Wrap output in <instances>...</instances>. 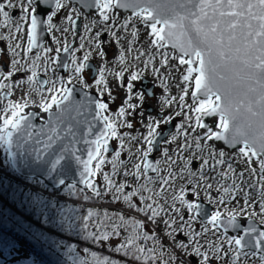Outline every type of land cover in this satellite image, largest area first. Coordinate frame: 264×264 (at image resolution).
I'll use <instances>...</instances> for the list:
<instances>
[{
  "label": "snow or ice",
  "instance_id": "1",
  "mask_svg": "<svg viewBox=\"0 0 264 264\" xmlns=\"http://www.w3.org/2000/svg\"><path fill=\"white\" fill-rule=\"evenodd\" d=\"M188 3H191V0H188ZM92 4L100 10L102 22L114 20L113 9L132 8L135 17L150 29V36L152 37L151 45L160 49L170 43L173 49H179V52L182 53V56L178 58L179 64L188 65L187 74L183 75L182 79L185 83L194 80L192 96L198 99L199 102L192 109V111L198 114L195 117V125L193 126L190 123L192 120L190 116H185V123H188V127L193 132L197 128L206 129V131L203 137L197 136L192 138V142L201 153V171L199 173L192 172L188 168L189 161L180 170L181 178H183V173L187 171L190 178L189 183H194L192 191L197 198L199 197L197 189L203 188L209 199V203L223 205L228 202L225 197H228L230 201L235 200L238 196H242L243 204L239 210H229L226 221L222 218L223 214L220 211L212 212L206 224L202 226V232H195L192 230V222L197 220V217L204 215L203 209L200 203L186 200L183 190H181L179 196L172 194L170 218L164 220L163 223L168 228L176 225V228L166 233V236L173 237L170 245L172 248L186 252L191 247L193 254L202 257L199 264H209V253L201 251L203 245L199 243L198 238L202 236L207 237V234L213 230L218 232L221 226L224 228V233L229 228L241 229V225L237 222V215L243 214L245 209L255 199L246 188L256 189L257 184L260 185L257 195L260 201V211L264 214V0H197L195 11L188 9L183 13L177 10L185 8L183 0H92ZM92 4H88L87 6L90 7ZM141 4H147L151 7H142ZM168 5H173V7L169 10ZM66 6L65 0H0V18H2L0 20V27H7L12 23L15 32L19 33L26 25L28 47L25 51L31 52L33 48L38 46L37 36L38 29L42 23L40 19L41 15L47 17L46 23L48 30L51 32L53 29V17ZM8 9H19L20 16L18 21L14 22L11 20ZM165 11H170V15H163L162 13ZM75 13L76 10L73 9L72 14L67 17L73 24L75 23L73 20ZM128 26V20H125L124 24L120 25L125 30ZM105 27L109 32H112L107 23H105ZM85 29L90 30V25H85ZM67 30L64 29V31ZM11 35L12 33L10 32L9 36ZM96 35L98 37L100 33L97 32ZM112 35L116 36V33L112 32ZM136 35V30L133 29L132 36L135 37ZM8 38L0 35V39ZM83 39L81 37L82 41ZM96 46L99 47V44ZM19 47V44L15 45V48ZM80 47H84L83 42H81ZM45 51L50 52L52 49H45ZM56 51L59 52L60 49L58 48ZM63 51H69L68 46H64ZM129 51H132L131 47H129ZM100 54L104 55L102 51ZM140 55H144V53H140ZM160 55L162 56L161 66H167L169 59L172 57L167 53H160ZM88 59L89 55L83 57L85 62ZM152 59L153 57H149L145 61L146 68L151 64ZM120 62L121 64L124 62L123 53H121ZM72 63L75 65V72L77 73L87 67L86 63L77 64L75 59H73ZM18 64L19 61L13 59L12 65L14 71L23 70V66L16 67ZM221 69L233 75L221 74ZM100 71L101 77L96 81L98 85L104 82V70L101 69ZM152 71L154 74H158L160 69L152 68ZM13 74V71H9L6 75L0 71V77L4 81L9 80ZM193 74H195L194 77ZM116 75L122 77L124 72H118ZM140 75L139 72H133L129 77V83L127 84L129 94L134 88L132 82L140 79ZM33 76H35V72H33ZM28 80L31 81L32 76H29ZM11 87V85L0 83V89H10ZM62 91L64 94L61 97L58 98L56 95H52L50 102H42L40 104L41 109L45 113H50L54 105L59 109V113L56 115L58 123L61 122L64 114L71 110V91L67 88ZM182 92L183 94L178 98L181 109L186 107L185 96L188 94L187 89H182ZM200 96L203 98L199 99ZM139 98L144 100L145 97L144 95H140ZM176 99V97L162 98V107L164 105H171ZM128 100H131V95H129ZM65 102L68 103L62 108L61 106L65 105ZM27 104V101L23 103L9 102L4 108V112L7 113L9 110L11 112L10 115L0 116V146H4L11 152L14 143L18 140H23L24 142L34 141L37 145L34 148L37 159H41L51 153V158L46 161L50 173H55L64 166L66 155L71 156L77 165L83 166V170L79 172V182L85 188L91 189L95 196L100 197L103 193L96 188L92 177H95L101 171L105 163L102 150L103 152L108 151L109 136L117 137V125L109 121L107 116L103 117L106 132L101 133L92 142L95 144V148L89 150L88 159L85 161L76 155L75 151H70L67 146L61 147L59 151H54V145L60 139L57 128H47L45 126L34 131L35 126L31 122L30 114L24 113ZM125 104L127 105V109H134L136 107L128 103L127 100ZM97 107L103 111L108 108V105L106 103H98ZM127 109L121 107L117 115L120 117L125 116ZM177 115H180V113H177ZM203 116H218L219 120L215 127L219 128L220 131H215L213 127L205 124L202 120ZM172 119L173 117L171 116L161 117L160 119L149 118V123L146 125L148 129L147 135L144 137L148 148L143 152L142 159L146 160L152 152L156 137L160 135L158 132L160 125L171 123ZM49 123H51V120ZM126 126L128 128L133 127L131 123H127ZM177 130L185 137L184 144L178 145L179 151L182 153L184 150L192 147V144L188 142L190 133L185 129L184 124L177 126ZM42 136L44 137L43 139L40 138ZM14 137L17 138V141H14ZM131 139L135 140L137 138L132 137ZM172 139H176L175 134L172 135ZM201 139L205 141H224L233 147L242 144L243 146L239 148L236 155L240 158L239 162L245 164V169L237 173L233 168V163L225 159V152L219 150L217 153L212 148L208 150V157L214 160V163L210 165L209 158L203 156L204 148L200 143ZM163 156L165 157V162L170 161L173 164L175 163L168 155L167 150H165ZM119 157L120 152L117 151L112 159L114 171ZM253 158H258L259 162V179L256 183L251 182V178L257 176V170L251 167ZM94 161L96 163L93 166ZM220 165H227V170L217 171V166ZM135 167L138 170L136 176L139 177L141 165L138 163ZM206 167H210L216 173L212 177V180L217 182L216 191L221 193V195L215 200L211 197L210 192L213 189V183L207 182L208 176L203 171ZM149 169L156 172L157 177L155 180L149 177L148 183H159L162 189V192H156L154 196L162 197L167 193L168 188L172 186L175 174L169 170L167 177L162 176L159 174L160 170L158 167L151 163H145L142 169L145 176ZM245 173L249 176L248 180H245ZM103 175L108 188L114 189V192L117 194L123 192L126 187L125 184L115 185L108 174L104 173ZM125 175H129V173L126 172ZM197 176L199 178L195 181L191 179ZM228 180H231L230 184L227 183ZM201 181H205V183L201 184ZM58 183L64 185L65 180L60 179ZM70 188L75 189L76 185H70ZM140 190L141 192L152 191L146 184H141ZM136 195L137 191L133 190L123 195V199L129 202ZM154 196L149 195L145 197L141 195L142 201L152 200L153 203H146V210L145 208L139 209V211L145 212L148 219L153 222H155L156 217L160 216L162 211H165V205H168L167 200L164 201V205L156 204ZM84 198L88 199L89 197L85 196ZM114 199H119V196H115ZM177 201L188 213L192 214L187 220L184 219L181 208L176 206ZM130 207L136 206L130 204ZM253 214L249 213L248 215L251 216ZM93 215L92 212L88 213V217H92ZM109 219L111 220L112 218L109 217ZM117 219L119 223L113 221L111 224V233H89L88 236L97 241H107L111 235H120L119 230L121 228L127 229L129 221L125 220L122 216L117 217ZM178 220L180 223H177ZM107 225L108 220H105L102 226ZM143 226L139 221L134 222V227L136 228H142ZM84 227L87 228L88 225L85 224ZM185 228L189 229L186 233H184ZM177 231L184 233L188 237L187 243L176 240L174 233ZM242 232V235L228 236L226 239L223 238L224 234L221 233L217 237V241L219 242L208 241L207 243L218 258L222 255L229 256L230 264H243L244 259L257 254L255 251H245L247 248L259 250L261 253L259 257L260 264H264V231L258 232L257 228L249 223L247 227L242 228ZM139 238V234L134 232L126 238L124 244L119 245L114 250L123 253L125 256L131 255L135 260H144L145 264H149L150 261L157 259H163L154 255L143 256L146 249L136 244V240ZM143 239L152 240L155 237L145 233ZM225 243L229 246L227 250H224ZM148 251L155 252V249ZM175 259L177 257L169 253L168 257L163 259V264H170V261ZM102 260L103 264H119V262H114L108 257H104ZM82 264H87V262H82Z\"/></svg>",
  "mask_w": 264,
  "mask_h": 264
},
{
  "label": "rangeland",
  "instance_id": "2",
  "mask_svg": "<svg viewBox=\"0 0 264 264\" xmlns=\"http://www.w3.org/2000/svg\"><path fill=\"white\" fill-rule=\"evenodd\" d=\"M65 2L67 6L61 9L57 13V15L53 17L52 20L53 29L51 31V34L53 38V45L45 48L52 49V51L50 52H46L44 49L34 57L28 55V52L25 51L28 47L26 25V29L23 28V30L19 33H16L15 30L13 31V28L0 27V35L9 37L8 39H0V71H2L5 75L9 71L14 72L11 78L7 81H4L3 78L0 77V83H5L12 86L10 89H0V115H10L11 110H9L7 113L4 112V108L9 102L23 103L24 101H27V107L24 109L25 114L31 108L39 109L43 112L40 107V104L42 102H50V98L52 95H56L58 98L61 97L64 94L62 90L73 83H78L85 89L92 90L97 93L101 99L100 103H106L108 105V108L106 110L101 111L102 116H107L109 121H112L117 125V137H109L108 142L112 143V145L114 146L115 153L117 151L120 152V157L117 161L114 171L112 159L115 153L105 156L104 152L102 151L103 156H105V163L102 166L101 171L97 173V175L92 179L95 181V185L96 183L98 184V190H100L103 194L100 197L95 198V195L91 189L82 192L86 193L85 196H88L89 200L100 199V201L102 200V202H104L98 206H94L97 207L95 209L105 208L113 211L114 214L112 213L111 216L114 219H116L117 217L116 212L123 211V213H126L127 216H120L124 217V219L129 222L132 221V225L128 226L127 229L121 228L119 230L120 235L110 236L109 240H107L108 246L116 248L119 245L124 244L126 238L135 232L140 236V238L136 240V244L139 247H143L146 249L143 256L147 257L154 255L166 259L168 257V254L171 253L172 255L176 256L177 259L170 261V264H193V261H196V264H199V261L202 260V257L193 254L191 247L186 252L183 250H176L170 246L173 237L166 236V233L168 231H172V229L176 228V225H172L171 228H168L163 223L164 220H168L170 218L172 194L179 196L181 194V190H183L184 198L186 200L195 201L197 203L199 200H202L205 203L210 204L214 208V211H220L223 214V217H228L229 210H239L243 204V197L238 196L235 200L230 201L228 197H225L226 201L228 202L223 205L217 203H209V199L203 188L197 189V191L199 192L198 198L193 193L192 189L194 187V183H189L190 178L187 171L183 173V178H181L180 170L185 166L187 162L190 161V163H188V168L192 172L199 173L201 171L202 165L201 153L195 147V144L192 142V138L197 136L203 137L204 134L200 132L199 128H197L196 131L193 132L192 129L188 127V123H185L184 121L185 116H190L192 117L190 123L194 126L195 117L198 115L197 113L192 111V109L195 108L199 102L194 100L192 96L194 80L187 83L183 81V75L187 74L186 66L179 64V57L177 55L170 53L163 48L158 49L157 47L152 46L150 29L135 16L124 17L115 12L113 9L114 20H110L108 22H102V17L100 19L83 17L82 33L81 35L77 36L75 31L73 30L72 23L67 19V17L72 14V10H76V8L71 6L67 1ZM11 10L13 11L16 9ZM78 16L82 15L76 10L75 15H73V20H75ZM125 20L129 21V26L126 30L120 27V25L124 24ZM105 23H107L108 27L112 29V32L116 33V36H113L112 32H109L107 30V28L105 27ZM85 25H90V30H86ZM64 29L68 30L64 31ZM133 29H135L137 33L135 37L132 36ZM10 32L12 33L11 36H9ZM97 32L100 33L98 37L96 35ZM81 37L84 38L83 41L81 40ZM75 39L78 40V44L75 47V51L72 55L71 60L73 61V59H75L77 64L93 63L98 69V74L94 79H91L92 74L89 71L88 73L85 68L79 73L75 72V65L72 63V61L69 64L66 76H62V74L58 73L57 71L58 54L62 52L64 46H70ZM81 42H83L84 44L83 48L80 47ZM17 44L20 45L19 48H15V45ZM97 44H99V47L96 46ZM129 47H131L132 51H129ZM58 48L60 49L59 52L56 51V49ZM101 51L104 53V55L100 54ZM121 53H123L124 56L123 64H121L120 62ZM140 53H144V55H140ZM160 53H167L170 57H172L169 59L168 64L165 67L161 66L162 56L160 55ZM85 55H89V59L86 62L83 60V57ZM37 57H39V59H37ZM137 57H139V59H137ZM149 57H153V59L151 61V64L146 68L145 61L148 60ZM13 59L19 61V64L16 65V67L19 68L23 66V70L14 71L12 65ZM4 66L7 67L6 70H4ZM152 68H159L160 72L158 74H154ZM101 69L104 70V82L98 85L96 81L101 77ZM121 71L124 72V75L122 77H118L116 73ZM33 72H35V76H33ZM133 72H139L141 75L140 79L132 82L134 84V88L129 94L127 91V84L129 83V77ZM39 75H43L47 78L49 85L45 89L39 88L36 83V78ZM194 75L195 74H193V77ZM29 76H32L31 81L28 80ZM143 79H146L149 82V89L152 87L154 88L151 97L140 88ZM182 89H187L188 91V94L185 96L186 107H184L183 109H181V107L179 106L178 100L179 96L183 94ZM4 91L10 92L12 95L7 100H3L1 98ZM129 95H131V100H128ZM140 95H144V100H141L139 98ZM171 97H176L177 99L171 105H164L162 107V98ZM126 100L128 101V103H131L136 107L134 109H127V105L125 104ZM121 107H125L127 109L126 114L123 117L117 115V112ZM177 113H180V115H177ZM169 116L173 117L171 122H173L175 125L174 130L166 140L167 142H164L162 144L159 154L156 155V162H159L157 163V167L160 170V175L167 177L168 171L171 170L175 174V179L172 181V186L168 188L167 193H165L162 197L154 196L156 192H162L160 184L158 187H150L151 185H149V189H151L152 191H146V194L147 196L153 195L156 204L164 205V201H168V205H165V211H162L160 213V216L156 217L155 222H153L147 218L145 212L139 211V209L141 208H145L146 210V205H144V201L140 202L142 192L140 190V187L135 184V182H137L136 178L139 177H136V173L134 172H132V174L130 173L132 169L133 171H138L135 165L139 162L141 164V168L143 169L145 159H142L141 157L143 152L148 148V145L144 141V137L147 135L148 129L146 125L149 123V118L160 119L161 117ZM127 123H131L133 127L128 128L126 126ZM168 124H161L158 131L164 130ZM181 124H184L185 129L190 133L188 142L192 144L191 148L184 150L182 153L179 151L178 145L184 144L185 137L181 135L177 130V126ZM173 134L176 135L175 140L172 139ZM132 137H136V140H138L139 142L144 141V144H137L135 140L131 139ZM200 143L204 148L203 156L208 157V150L211 148V146L213 147V145L211 143H209L210 145L207 144V141L203 139H201ZM165 150H167L168 155L172 158V160L175 161L174 164L170 161L165 162V157L163 156ZM215 152L218 153L216 149ZM225 154V159L233 163V168H236L238 173L245 169V164L243 162H239L240 158L237 155H230L227 153ZM152 155H154V150H152V152L148 156ZM126 157H128L129 162L126 161L123 163V160H125ZM130 160L132 161V163H134L132 169L130 167ZM251 167L257 170V176L251 178V182L255 183L259 179L258 160L253 158ZM122 170L124 171V173H129V175L122 176L121 178L120 172H122ZM222 170H227V168H224ZM104 173L108 174L109 178L115 185H126L122 193L117 194L114 192V189L106 187L107 182L104 180ZM0 174L11 179L16 178L18 180L19 178V176L15 174L10 166L9 157L4 146H0ZM215 175V173L207 175V182L213 183V189H211L210 192L211 197L214 200L218 199L219 195H221V193H218L216 191L217 182L215 180H212V177ZM148 177L156 179L157 173L153 176ZM198 178L199 177L197 176L191 179L195 181ZM248 179L249 176L247 173H245V180ZM19 181L24 182L26 186L29 187L32 191H37L41 196H43V198H46V200H49L51 202L52 200L56 199L68 202L70 201L73 204H77L80 202L77 201V198L81 190L79 191L78 188L71 189L70 185H65L58 190H53L52 187L47 186L40 180L19 178ZM203 183H205V181H201V184ZM227 183L230 184L231 180H228ZM5 185H7L6 181L3 178L0 179L1 188H4ZM104 186L107 192L103 191ZM133 190L137 191V195L129 202L124 201L123 195ZM246 190L249 191L250 195H252L255 199L253 203L245 209L244 213H254L250 217L254 218L264 227V214H262L260 211V201L259 196L255 191L256 189L246 188ZM115 196H119V199H114ZM32 202L33 203H31V205L33 204L34 207L31 209H35L38 214H41L43 212L42 215L46 218V220L51 216L59 217L60 215H62V211L59 210L60 208L58 207L57 203L43 204L42 202H40V200L38 202V200L34 199ZM136 203L139 206L135 205ZM148 203H153V201L148 200ZM130 204L137 206L138 213L130 211V209H136V207H130ZM41 206L45 209H42L43 211L39 212L40 209H38V207L40 208ZM154 206L156 205L154 204ZM176 206L181 208L185 220H187L188 217L192 215L180 205L179 201L176 202ZM51 208L56 209V211L50 210ZM77 210V214H80L81 211L79 207H77ZM91 212H95L101 217L103 216L105 220L107 219V217H105L101 212H98L96 210H91ZM131 216L138 219L136 221L143 222L142 224L144 226L142 228L134 227V222L136 221L134 219H130ZM38 217L41 218L42 216L40 217V215H38ZM245 218H247L245 215H237V219L245 220ZM88 219L89 218L87 217V220ZM115 222L119 223V220H116ZM177 223H180V221L178 220ZM204 224L206 223L202 222L197 217V220L192 222V230L195 232H202V226ZM94 225L96 229L97 226H100L96 225V223ZM105 228V231L107 233L112 232V228ZM32 231L36 233L37 228L33 226ZM188 231L189 229H184V233ZM213 232H215V234H213ZM145 233H147L149 236H154L155 239H143V235ZM184 233H181L179 231L175 232L174 235L176 237V240L187 243L188 237ZM221 233L224 234V239H226L228 236H231L229 234H225L220 230L218 232L213 230L207 234V237L202 236L198 238L199 243L203 245L201 247V251H206L209 253V264H230L229 256L222 255L220 258H218L217 255L213 252L211 246L207 243L208 241L219 242L217 241V237L220 236ZM42 236L46 238L45 235ZM49 244L58 252H62V249L63 251H65V248H63L62 246V242L57 241V239H52L51 241H49ZM228 248L229 246L225 243L224 250H227ZM151 249H155V252L148 251ZM23 250L26 249L23 247L19 249L18 252L20 256L16 261L13 262L23 263L25 261L24 264H27L26 262H28L27 259L29 254L27 255V253L23 252ZM73 250L75 254L69 251H67L66 253L70 255L76 261V263L82 262L83 260L87 261L86 259H84L87 255L89 258H92L94 256L91 252L85 249L80 250V248H73ZM127 257L131 259L133 264H145L144 260H135L131 255H128ZM259 257V255L249 256L243 260V264H260ZM163 259L150 261L149 264H163ZM96 262H98V260H96Z\"/></svg>",
  "mask_w": 264,
  "mask_h": 264
},
{
  "label": "water",
  "instance_id": "3",
  "mask_svg": "<svg viewBox=\"0 0 264 264\" xmlns=\"http://www.w3.org/2000/svg\"><path fill=\"white\" fill-rule=\"evenodd\" d=\"M71 6L75 7L77 11L82 15L78 16L74 21L73 30L77 34V36L81 35L82 33V26H83V17L86 18H95L100 19V10L92 4V0H66ZM185 4L184 9H177L182 13L188 9L195 11V5L197 0H191V3H188V0H183ZM88 4H92V6H87ZM142 7H151L147 4H141ZM168 9L170 10L173 5H168ZM138 10V9H137ZM115 12L118 14L126 17V16H135L133 13L132 8H119L114 9ZM163 15H170V11H165L162 13ZM42 23L38 29V36H37V44L38 46L33 48L29 54L31 56H36L39 54L46 46H50L52 44V35L51 32L48 30L47 26V17L45 15H41L40 17ZM159 27V25H158ZM78 44V40L75 39L70 46H68L69 51L59 54L58 56V72L61 73L63 76L66 75L69 64L71 62L72 55L75 51V47ZM166 51L177 55L178 57L182 56V53L179 52V49H173L171 44H167L164 47ZM187 59V57H185ZM67 65V67H65ZM186 68L188 65H185ZM86 70L91 71V79H94L97 76L98 69L93 63H88ZM221 74L224 75H233L230 72H227L221 69ZM37 82L40 88H45L47 86V80L43 76L37 77ZM235 82V81H233ZM149 82L146 79L142 80V85L140 88L144 90L150 97L152 96L153 87L148 88ZM68 89L71 91V110L66 112L61 120V122L56 121V115L59 113V109L54 106L50 113H44L39 109H31L27 114H30V119L32 124L35 126L34 131L41 127L47 126V128L56 127L57 132L59 133L60 139L54 145V151H59V149L63 146H67L70 151H75L76 155H78L82 160L88 159V152L90 149L95 148V144L92 142L97 139L101 135V133L106 132L105 129V121L103 119L101 110L97 107V104L101 102L100 96L92 90L85 89L78 83H73L68 86ZM194 91V88H193ZM8 95L5 94L3 98H7ZM203 97L200 96L199 99ZM194 100L199 101L198 99L194 98ZM68 102H65V105L61 107H65ZM1 116V115H0ZM51 120V123L49 121ZM202 120L205 124L209 127H213L215 131H220L219 128H216L215 125L218 123L219 117L218 116H203ZM174 123H169L164 130H160V135L156 137L155 146L153 148L154 155L148 156L144 162L151 163L157 167L156 162V155L159 154L161 150L162 144L168 139L169 135L174 130ZM70 129V131H69ZM200 132L203 134L205 133L206 129H200ZM110 137V136H109ZM108 137V139H109ZM43 139L44 137H40ZM14 141H17V138L14 137ZM213 147L219 151L223 150L225 153L230 155H236L239 151V148L242 147V144H238L235 147L225 143L224 141H209ZM37 145L34 141L24 142L23 140H18L14 143L11 152H9L6 148V152L9 157L10 166L12 170L22 179H34L40 180L41 182L45 183L47 186L53 188V190H58L65 185H76L81 191H87L88 189L85 188L83 184H81L79 172L83 170L82 165H77L75 161L71 158V156L66 155V161L64 162V166L59 169L55 173H50L48 171V164L46 161L51 158V153L47 156L37 159L36 153L34 152V148ZM42 147V145H40ZM115 151L114 146L111 143H108V151L104 152L105 156L113 154ZM258 160V158H254ZM96 161L93 162V166ZM196 165V164H195ZM156 172L151 171L150 169L147 171L148 176L155 175ZM93 178V177H92ZM64 179L65 184L60 185L58 180ZM96 188L98 189L99 186L96 183ZM198 203L201 204L203 209L204 215L198 217L202 222L206 223L207 219L210 217L211 213L213 212V207L205 203L204 201L200 200ZM225 221L228 217H222ZM237 222L241 225V229H231L229 228L226 234L231 236L234 235H242V228L247 227L250 223L252 226L256 227L258 232L264 231V227L256 221L254 218L249 219H237ZM220 230L224 232L223 226H221ZM245 251L253 252L255 251L260 256V251L256 249L247 248ZM193 264H196V261H193Z\"/></svg>",
  "mask_w": 264,
  "mask_h": 264
},
{
  "label": "trees",
  "instance_id": "4",
  "mask_svg": "<svg viewBox=\"0 0 264 264\" xmlns=\"http://www.w3.org/2000/svg\"><path fill=\"white\" fill-rule=\"evenodd\" d=\"M135 141L137 144H144V141L139 142L136 139ZM207 144H209V141H207ZM211 148L213 147L211 146ZM208 158L209 164H213L214 160L210 157ZM126 161L129 162L128 157L123 160V163ZM130 162V167L132 169L134 163H132L131 160ZM224 168H227V166H217V171H220ZM235 170L237 172L236 168ZM203 171L207 175L215 173L210 167L204 168ZM132 172L137 173V171H133V169L131 170L130 174H132ZM120 175L121 178L122 176H126L123 170L120 172ZM2 178L6 181L7 185H5L4 188H1L0 186V264H24L25 261L23 263L13 262L16 261L20 256L18 251L21 247L26 249L23 250V252H26L27 255L29 254L27 259L28 262H26L27 264H82V262H85L83 260L82 262L76 263V261L66 253L69 251L75 254L73 248H80V250L85 249L94 255L92 258H89L88 255L84 258L87 260V264H98V262L99 264H103L102 258L104 257H108L114 262H119V264H133L129 257L123 255L121 252H116L114 247L108 246L107 241H97L88 236L89 233L106 232L105 227L111 228L112 222L118 220L117 217H120V215L127 216V214L123 213V211L116 212L117 217L114 219L111 216L112 213L114 214L113 211L105 208L95 209L97 207L94 206L104 203L102 200L85 199L83 196H85L86 193L82 191L79 192L77 201L80 202L77 204H73L70 201H61L59 199L52 200L51 202L46 200V198H43V196H41L37 191H32L26 186L24 182L19 181L18 177V180L16 178L11 179L0 174V179ZM148 178L149 177L145 176L141 170V174L139 175V178H136L137 182H135V184H137L139 187L141 184H146L148 188L149 185H151L150 187L159 186V183H148ZM152 179L155 180V178ZM259 188L260 185L258 186L257 184L255 191L258 192ZM103 191L107 192L105 190V186ZM141 194L147 197L146 191H143ZM95 198H97V196H95ZM33 199L38 200V202L40 200V202L43 204L57 203L58 207L60 208L59 210L62 211V215L59 217L51 216L46 220V218L42 215L43 212L38 214L35 209H31L34 207L33 204L31 205V203H33ZM141 201L142 200L140 198V202ZM144 202V205L148 203V201ZM135 205L139 206L137 203ZM75 206L80 208V214H77L78 210ZM137 206L136 209H130V211L138 213ZM38 209H40V212L45 208L41 206L40 208L38 207ZM50 210L56 211V209L52 208ZM91 210H96L103 213V215L107 217L106 220H108V225L102 226L105 218L103 216L101 217L95 212H92L94 214L92 217H88V213L91 212ZM38 215L42 217L39 218ZM242 215H245L247 218H251L248 213H244ZM85 216H87L89 219H85ZM109 217L112 219L110 220ZM130 219H134L135 221L138 220L132 216ZM95 223L96 225H100L97 226V229L95 228ZM85 224L88 225L87 228L84 227ZM131 225L132 221L129 222L128 226ZM33 226L37 228L36 233L39 232L38 234L32 231ZM40 233L45 235L46 238H44ZM52 239H57V241L62 242V246L65 248V251L62 249L63 253L56 251L52 246H50L49 241ZM96 260H98V262H96Z\"/></svg>",
  "mask_w": 264,
  "mask_h": 264
},
{
  "label": "flooded vegetation",
  "instance_id": "5",
  "mask_svg": "<svg viewBox=\"0 0 264 264\" xmlns=\"http://www.w3.org/2000/svg\"><path fill=\"white\" fill-rule=\"evenodd\" d=\"M65 1H66V0H65ZM76 10H77V9H76ZM8 11L10 12V16H11V20H12V21L15 22V21H18V20H19V14H20V11H19V10L16 9V10H13V11H12L11 9H8ZM0 20H2V18H0ZM7 27H9V28H13V31L15 30V28H14L13 25H12V23H10ZM72 27H73V23H72ZM24 28L26 29V26H24ZM13 33H14V32H13ZM16 33H17V32H16ZM51 35H52V34H51ZM52 40H53V38H52ZM52 45H53V41H52V44H51L50 46H52ZM46 47H49V46H46ZM46 47H45V48H46ZM45 48H44V49H45ZM44 49H43V50H44ZM43 50H42V51H43ZM62 51H63V50H62ZM61 53H62V52H61ZM59 54H60V53H59ZM59 54H58V56H59ZM28 55L31 56V55L29 54V52H28ZM37 55H38V54H37ZM32 57H34V56H32ZM58 59H59V58H58ZM71 59H72V58H71ZM71 61H72V60H71ZM70 63H71V62H70ZM6 68H7V67L4 66V70H6ZM85 69H86V68H85ZM57 71H58V68H57ZM86 71L88 72V70H86ZM89 72L92 74L91 71H89ZM89 72H88V73H89ZM58 73H59V72H58ZM97 74H98V73H97ZM39 76H43V75H39ZM39 76H38V77H39ZM62 76H63V75H62ZM64 76H66V75H64ZM43 77H45V76H43ZM45 78H46V77H45ZM46 80H47V78H46ZM36 83H37V85L39 86V84H38V82H37V78H36ZM48 85H49V84H48V81H47V86H48ZM47 86H46V87H47ZM68 86H69V85H68ZM46 87H45V88H46ZM39 88H40V86H39ZM45 88H43V89H45ZM41 89H42V88H41ZM67 89H68V87H67ZM5 94L8 95L7 98H3V96H4ZM11 96H12V95H11L10 92H8V91H4L3 94H2V97H1V98H2L3 100H7V99H9ZM31 109H33V108H31ZM31 109H29V110L27 111V113H28ZM27 113H26V114H27ZM108 143H110V142H108ZM111 144H112V143H111ZM102 151H103V150H102ZM114 153H115V151H114ZM114 153H113V154H114ZM103 157H104V156H103Z\"/></svg>",
  "mask_w": 264,
  "mask_h": 264
}]
</instances>
